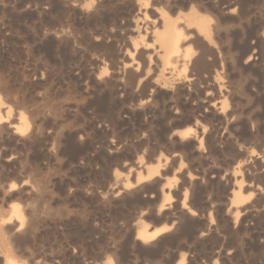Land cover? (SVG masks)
<instances>
[{
	"label": "rangeland",
	"instance_id": "obj_1",
	"mask_svg": "<svg viewBox=\"0 0 264 264\" xmlns=\"http://www.w3.org/2000/svg\"><path fill=\"white\" fill-rule=\"evenodd\" d=\"M36 1L37 0L35 1L34 0H0V31H1L0 32V82H1L0 110L3 114L4 113L6 114L9 109L10 112L13 110L9 115V119L3 122L2 123L3 125L2 124L0 125V133L1 131H3L0 135V139H2L0 140L1 142L0 144L1 145L3 144L2 146H0V159H1L0 161V264H5V260L7 259L13 260L16 264H100V263L103 264L110 259L112 261L114 260L113 261L114 264L115 263L116 264H175L176 261L182 255L185 257V264H264V198L263 200L261 199V201L258 202L259 204H257L256 207L257 209H255L256 210L255 212L254 211L251 213L242 212L240 214L241 217L238 216L237 219H235L233 215H229L227 212L229 206L228 200L230 199L227 197H230V192H231L230 189L232 186V180L228 179V177L229 175L232 174L233 168L236 166V163L242 161L239 159H243L242 157H239L238 152L239 153L248 152V151L250 152V150L252 149L251 153L253 154V156L255 153L257 154V155L255 154L256 155L254 156L255 158L252 156V157H248L247 161L245 159V163L249 161L247 164L248 166L251 167H249V169H245L239 172V174L243 179L244 183L247 182V184L251 185V187L254 189L257 188L260 189L262 187L260 190L261 191L264 190V185H263L264 163L261 164V162L264 161V141H262L264 140V0H183V1L180 0V2L177 0H164L165 4L163 0L162 2H160L159 0H154L156 2L158 1L160 2L159 4L157 3L158 7L160 8L162 7L164 11L169 12L172 9L173 13L171 10L170 14L172 15L173 18L177 17L178 15L185 16L188 14L187 12L194 11L199 15L201 14V16L206 17L210 25V37L207 38L208 41H206L205 39V42L201 41L203 36L199 35L195 31V29L193 28L190 29L191 31L190 34L193 32L192 33L193 35L191 34V36L192 38H195V40L189 38L191 40H188V42L185 43L183 47V49L188 50L189 52V57H186V59H189L185 69L186 71L183 70L184 68L181 66V64H178L177 66L178 68H176V70L173 72L172 77L167 81L166 84L162 83L161 80L157 82L155 91L154 89L147 88L144 85L145 84L144 81L146 80L148 81V79L149 80L156 79L157 76L159 75V72L158 70H156V67L155 65H153V63H151L149 67H145L146 69L144 68L142 70L143 78H145V80L141 81L140 83H138V81H135L133 85L130 84V82L128 83V81L130 80L129 77L131 78L133 76L134 73L133 70L131 69V71L126 72V70L129 69H125L124 71L123 59L119 58L117 60H114L110 56V54H112V50L114 52L121 51V53H124L126 49H130L128 43L126 42L124 43V41L122 40L124 33L126 32L125 30L132 27L133 25L132 21L135 20V18L133 17H135L136 14L135 11H132L133 10L132 6L128 2V0H123V1L122 0H116V1L114 0L111 1L110 0H104V1L103 0H63V1L54 0L55 2L53 0H38L39 2ZM154 1L152 0V2ZM90 3L92 6L93 5L96 6L95 7L96 9L90 6ZM112 5H114V10L112 8L113 7ZM173 5H175L176 7ZM120 6L122 7L124 6L125 8H122ZM64 7H66V9ZM77 7L80 9H78ZM115 8H117L116 11L119 12L118 14L117 12L116 14H114ZM82 10L84 12H81ZM122 11L124 12L122 13ZM89 12L92 13L90 14ZM150 12L151 11L148 9V14H149V15L147 14L148 17L152 16V12L151 13ZM202 12H204L205 15ZM92 14H94L95 16L98 15V18L100 19L102 17L101 21L99 22L98 20L100 19H98ZM101 14H105L106 16ZM127 14H128L127 17L128 18L130 17L131 22L128 21L129 19L128 20L126 19L127 17L125 15ZM66 15L69 16L68 18L69 20L66 19ZM82 15L84 16L82 17ZM107 15L108 16L110 15V17L107 18ZM124 16L125 18L123 19L122 17ZM80 17L82 18V20L79 19ZM92 17L94 18V20H92ZM103 18L106 20V22L103 21ZM77 19L82 21V23L80 24V22ZM85 19L86 21L88 19V23L84 22ZM114 20L116 21V23ZM93 21L96 23L95 25ZM83 22L86 25H84ZM51 23L53 25H51ZM97 23L99 24L102 23V24L97 26L98 25ZM128 24H130L131 26L128 27ZM74 25L76 27L78 25L79 28L77 27L76 29ZM92 25L93 28L95 29L94 31L93 28H91ZM216 25L218 27L217 29H219L220 27L222 30L224 29L223 33H221L222 32L221 29L217 30L216 28H212V27H216ZM87 26H89L90 28ZM123 27L126 29H124ZM80 28L82 29L80 30ZM83 28H85L86 31H84ZM79 31H81L82 34H80L81 32ZM108 31L110 33H108ZM97 32L98 34H102V33L103 34L100 36L94 35L97 34ZM104 32L106 34L108 33V35H106ZM216 32L218 34H216ZM60 33H64V35ZM84 33L86 34L90 33V35L87 34L88 40H86L87 37L85 36L86 34ZM113 33H115L116 37L114 36ZM111 34L114 38H111L112 36H109ZM213 35L216 36L212 37ZM80 36L81 37L83 36L84 39L83 37L81 38ZM89 36L92 37L90 38ZM108 37L111 39L109 40ZM61 38L62 41H59L61 40ZM76 38L79 39L77 40ZM198 38L200 41L198 40ZM91 39H92V43L90 42ZM116 39H118V41H116ZM80 41L81 43H79ZM98 41L101 42L102 44L99 43ZM111 41H113V44ZM89 43L92 45H90ZM210 43L212 47H210L211 46ZM111 44H112V48H111ZM157 46L158 44H156V47ZM196 46H198L197 48L199 50L196 48ZM215 46L217 49L214 48L215 51H213L214 50L213 47ZM102 47L103 48L107 47V50L103 49ZM200 47L203 48L200 49ZM195 48L197 50H194ZM206 48L207 50H205ZM148 52L151 51L149 50ZM202 52L204 53V56L206 55L205 57L203 56ZM215 52L217 53V55L214 54ZM200 54L202 57L200 56ZM213 54L214 56L215 55L217 56L215 57L217 58V60L213 61L214 59ZM102 55L103 57L105 55L106 56L103 58L101 57ZM195 55L198 56V58L197 57L194 58ZM135 59L139 62L142 61L141 60L142 57L140 55H137ZM153 59H155L156 61L155 62L153 60L154 64L157 63L158 60L159 62L162 61L161 55L154 57ZM191 60L192 63H190ZM103 61H107V62H103ZM113 61L117 64H114ZM194 61L195 62L198 61L196 62V64H198L197 67L196 64L193 65V63H195ZM207 61L209 62L212 61L213 63L212 62L207 63ZM103 63L106 64L104 65ZM191 65H193V67ZM104 66H106L105 67L106 71L103 70ZM119 66L123 70L119 68ZM116 68L120 70H117ZM150 68L151 69L155 68V69L151 70ZM114 70L115 71L117 70L116 71L117 73ZM196 70L198 71L197 75H195ZM113 73L114 74L116 73L115 75L118 74V76L120 73L121 77L123 73L124 75L122 78L126 82L123 81V79L120 77L117 76L116 78L113 77L112 76ZM186 74L190 77L186 76ZM108 75L109 76L111 75L109 77L110 79L111 78L114 79V80L111 79L112 82L114 81L113 83L111 82V80H109ZM196 78L198 81L196 80ZM222 79L224 82L221 81ZM184 80H185V90L181 88V82ZM147 81H146V85L148 84ZM190 81L194 83L192 84V86L190 85L191 83ZM142 82L144 83L143 86H142ZM210 82H212L211 84L213 85L212 87H209L207 85L210 84ZM108 83L110 86L108 85ZM119 83L122 84L124 83L129 87L132 86L131 88H133V90L125 86L124 84L122 85ZM3 85H6V87L5 86L3 87ZM140 85L142 86L141 88L143 89V91H145V93L147 94V96L144 98L141 96L143 92L139 90ZM120 86L124 88H121ZM190 86L191 88L195 86L193 89L194 91L190 88ZM106 87L109 90L106 89ZM174 87L176 89H174ZM222 87L224 90L226 89L227 92L226 90L224 91ZM2 88L4 89L1 90ZM209 88L210 90H212L211 92ZM220 88L223 92L220 90ZM144 89H148V90H144ZM198 89L204 92L201 93L200 90ZM175 90L178 91L176 92ZM179 90L182 93L179 94ZM213 90L215 92L220 90L225 100H227L226 101L228 104L227 110L224 113L213 116V112H210L209 108H206L207 109L206 110L203 107V109L201 110L202 112H199V114L196 113L197 117L195 120L198 122L197 124L199 125V127L200 126L202 127V128L200 127V129L201 130L203 129L204 132L207 134L206 135L205 133H203L202 135L204 136L203 137L204 145H206L205 144L206 141H210L211 143L217 142L216 145L218 146V150L220 154L223 153L225 156L223 154L222 157L220 154L215 155V160L217 158L215 162V160H213L214 155H210L209 156L210 158L208 157V159L205 161L206 163L197 162L196 161L197 158H195L197 157L196 154H193L194 152L191 151V149L194 146V142L189 140L181 141L177 136L171 135V130L181 131L185 127L191 126L193 124L192 121L191 123L181 124L180 128H178L179 126H175L178 123V121L179 123H183L184 122L183 119H185V117L181 118L180 114H176V115L173 114L175 112V106L173 102L177 96H181V100L183 104L190 106V103L191 105H193L194 103H196V101H202L206 93H214ZM150 92H153V95ZM187 94H191L192 98L187 99L188 97ZM237 94H239V96ZM4 95H6V97ZM150 95H152V97ZM124 96L125 98L123 99ZM226 96L230 99V101H228ZM131 97L136 101L132 100ZM165 97H167L169 100ZM145 98L149 99V102L146 104H142L141 106L139 103L141 100H146ZM152 99H154V101H152L154 104L150 103V100ZM7 100H9V102ZM27 100L28 103H26ZM45 102L48 103L46 104ZM61 102L64 103L61 104ZM228 102H230V104L234 103L233 109H235L234 111L238 113V114L235 113L236 116L233 115L232 118L230 116H227V113L233 110L232 108H230L232 106H230ZM13 104L15 105V108H13L14 106ZM17 105L19 107H17L16 109ZM54 105L56 108L53 107ZM10 106L12 107L10 108ZM20 106L23 107L21 108ZM20 108L24 110V113L23 112L21 113L27 115L26 116L27 122H29V119L33 120L34 122L30 121L31 124L30 125L28 124L29 128L27 129V131H24L19 135V134L11 133L13 129L12 128L9 129L10 126L9 124L15 122L14 119L17 118L16 117V115H18L17 113L22 111L20 110ZM31 108L33 111L35 110V113L37 111V114L34 113L33 115V111L31 110ZM154 108L160 110L155 111V114H153L152 111L150 110H155ZM241 108H243V113L242 111H240ZM49 109L51 112L47 111ZM53 109L55 111L52 112ZM133 109L134 110L136 109L137 111L136 110L131 111ZM161 109L163 112L165 111L166 112L165 113L161 112ZM238 110L239 112H241L240 115ZM15 111H17V113ZM39 111H41V113ZM208 111L210 114L208 113ZM50 113L51 114L54 113V114L52 116H48L50 115ZM167 114L169 115L167 116ZM164 115L166 116V118ZM171 115L173 116L175 115V116L174 117L172 116L173 118L171 117L172 118L171 119L169 118ZM237 115H239L240 117H238ZM241 115L243 117H241ZM28 116L30 118H28ZM53 116H55L56 118ZM200 117L203 122L199 119ZM221 117L223 119L226 117L225 120H228L226 121L228 122V124L226 123V125H224L223 123L224 121L223 119H221ZM234 117L236 119H234ZM159 118L161 120H159ZM168 118L171 120H169ZM219 120L223 123L222 126L220 125ZM230 120L231 121L234 120V121L230 122ZM161 121L162 124H160ZM207 123L208 126L206 125ZM167 124H169L170 127L167 126ZM217 124H219V126ZM173 126H175L176 128L175 127L171 128ZM226 126L228 129L226 128ZM241 126L242 127L244 126V129ZM221 127L222 129L223 128L224 129L222 130ZM210 128L212 129L214 128L213 130H215L216 132L210 131L212 130ZM33 129L34 130L38 129V130L33 131ZM159 129L160 130L164 129V130L162 132V130L160 131ZM207 129L209 132L207 131ZM157 130L160 131L159 134ZM165 130L166 132H164ZM167 130L170 131L168 132ZM217 130L218 131L220 130L219 131L220 133ZM8 133H10L12 136ZM26 133L29 137L26 135ZM210 133L212 137H210ZM219 134L220 136H218ZM2 135L4 136L1 137ZM6 135L8 138L6 137ZM18 135L20 138L18 137ZM159 135L161 137H159ZM225 135H227V138ZM22 136L25 137L22 139L21 138ZM15 138L18 139L16 140ZM223 139L224 140L226 139V141H222L221 143V140ZM22 141L23 142L26 141V142L23 143ZM166 141L167 144L165 145ZM247 141H248V145H247ZM156 143L159 144L157 145ZM249 143L251 144L250 146ZM112 144H113V148H111ZM141 144H143L142 147ZM144 146L147 147L148 150ZM155 146L157 147V149L155 148ZM226 146L231 148L234 146V148L231 149V148H227ZM184 147L186 150L183 149ZM238 147H242V149ZM129 150H131V152ZM233 150L236 151L234 152ZM146 152L148 154H146ZM227 152L228 153L234 152V154L233 153L228 154ZM129 153L130 155L128 156ZM149 153H151L152 156L149 155ZM153 153L155 156L153 155ZM163 153L165 154L163 155ZM190 153L191 156H189ZM132 154L133 155L135 154L134 157ZM143 154H145L144 157L146 158L148 157V158H152L153 160H156L159 157L162 161L159 167L156 165L155 161L152 160L153 162H151V167L159 168L160 178L158 177L157 179L150 180L142 184L144 189L148 191L151 190L154 192L155 189V191L157 190L158 192L160 188V184H165L167 182H172L171 186L173 185V187H176V185L179 184L181 172H189L191 175L196 174L197 176H199V179L197 180L198 184H195L196 186L198 185L197 188H195L196 187L195 185L194 188H192L194 190L193 192H195L196 195L193 197L195 200H193L192 198V205H191V208L193 210L196 209L195 212L197 219L195 218V215L191 217L190 215L185 214L179 217L180 220H182L179 221L178 218L179 215L177 213V210H175L174 203H172L171 205V207H173L174 205L173 208L170 207L169 208L170 210L169 209L164 210L165 213L163 211L159 213V216L161 217H157L155 215L154 216L149 215L147 213L148 210L151 208L152 204L157 205L158 204L157 200H159V199L149 198L151 195L149 192L141 193L143 195L140 194V197L138 199L139 201H136L135 199L132 198L127 203L117 198L119 200L116 199L115 202L111 204V199H110L111 195L108 189H110L111 179L114 171L115 170L120 171L119 166H122L124 164L128 166L130 164L129 162L130 160L132 161V164L130 165H133L137 160L140 159V157L144 158ZM174 154L175 155L177 154L179 157L173 159L172 156ZM217 156L218 157L220 156L221 158L219 159ZM125 157L127 158V161ZM146 158L144 159L146 160ZM229 158L231 159L233 158L232 161ZM257 158L259 162L256 160ZM260 158L261 160H259ZM163 159L165 160L164 162ZM221 159H223V161ZM208 160H211L212 163L213 162L214 163L212 164L211 161ZM229 160L231 161L230 164H229ZM163 163L164 164L166 163L165 164L166 166ZM114 164L116 166L118 165L117 167L119 168H117ZM252 164L255 165L256 167L255 166L253 167ZM206 165H209V167L212 166L213 170L218 169L217 171H220L218 173L221 175H218L217 171L216 172L214 171L215 173L214 172L209 173V169H208L209 167ZM220 165L222 166V168L219 169V167H221ZM191 166L194 167L195 169L192 168ZM179 167L181 169H179ZM223 167H225V169ZM182 168L184 169V171L182 170ZM198 168L200 169L202 168V170ZM205 168L207 169L204 170ZM162 170L165 172H163ZM221 170L224 171H222L221 173ZM252 172L253 175L254 176L256 175L255 177L259 179V182L255 177H253ZM217 175L219 176V178ZM250 175H252L251 178L249 177ZM207 176L209 177V179H207L208 178ZM260 176H261V180H260ZM247 177L249 182L246 181ZM215 178L218 180V182H216L217 180ZM203 179L205 180V182H203L204 181ZM226 179H228L230 183ZM253 179H255L256 181L255 180L253 181ZM23 182L25 183V185H27V187L25 185H23L22 187L21 184ZM11 184H15L16 186L15 190L10 189ZM215 184L218 185V186L216 185V188L214 186ZM36 187L37 189H39V187L42 188V189L40 188V192L39 190L36 191ZM208 188H210V190L212 189L213 191L211 190L209 192ZM32 189L33 192L30 191ZM205 189L207 190V194ZM215 190L216 192H218V194L216 192L214 193ZM224 190L226 191L230 190V192L227 191L229 195ZM221 192L224 194H222ZM144 195H146V197L147 196L149 197L146 198ZM216 197L218 200L216 199ZM211 198H214V200ZM255 198H257V196H254V199L252 201H254ZM148 199L150 200L148 201ZM219 199H221V204H219L220 203ZM223 200L228 202H225ZM132 201L134 202L132 203ZM141 202L142 205L140 206ZM10 203L17 204L23 214V224L21 225V227H19L18 224H16L17 226L13 224L14 226H16L17 229H15V227L12 226V223L14 222H12L11 225L7 222L8 226L6 224L7 221L6 218L8 217L7 215H9ZM138 204L141 210L140 209L138 210ZM216 204L219 205V207ZM31 205H33L34 207H31ZM220 205H222V207ZM131 206L133 209L131 208ZM143 208L145 209L144 212H143ZM219 208H221V211L219 210L217 212ZM114 209L115 212L113 211ZM119 211L122 212L120 213ZM213 211L214 213L215 212L216 213L215 214L212 213ZM29 212L30 213L33 212L34 214L33 213L30 214ZM142 212L145 214L144 215L141 214ZM33 215H36V218ZM166 216L167 217L170 216V217L168 220H163L164 222V223L162 222L163 224L166 225L168 224L167 226H169V224L172 223V221L174 222V224L178 222L176 223V226L173 224L174 228L172 226V228L168 230L169 233L167 232L161 237H159L156 240L157 242L154 241L149 244L141 245L142 243L134 240V227L132 226L137 221L146 220L147 222L149 218V220H153L154 222L155 221L154 219L157 218L165 219ZM209 217L212 218L213 224H211L209 227L211 228V230L208 231L209 233H207V235L205 236H202L203 238L206 237L205 239H203L202 237H200L201 232L204 228V225L202 223L204 224L208 223L209 220L207 219H210ZM213 218L216 219L217 221L214 220ZM219 218H221L222 220ZM125 222L127 224H125ZM148 222H152V221H148ZM184 222H186V224ZM200 223L202 224V226ZM183 224H185L184 227ZM180 225H182L181 231H179ZM156 226H159V224H157ZM189 226L191 227L189 228ZM170 231H175V232L170 233ZM208 235L209 237H207ZM117 243L118 245L117 247H115L116 246L115 244ZM156 243H158L157 246ZM114 247L117 249H115Z\"/></svg>",
	"mask_w": 264,
	"mask_h": 264
},
{
	"label": "bare ground",
	"instance_id": "obj_2",
	"mask_svg": "<svg viewBox=\"0 0 264 264\" xmlns=\"http://www.w3.org/2000/svg\"><path fill=\"white\" fill-rule=\"evenodd\" d=\"M35 1V0H34ZM54 1V0H53ZM52 1V2H53ZM61 1H63V0H61ZM104 1V0H103ZM111 1V0H110ZM110 1H109V3H110ZM114 1H116V0H114ZM123 1V0H122ZM154 1V0H153ZM160 2H162V0H159ZM156 2V1H154V2H152V0H128V2L130 3V5L132 6V11H135V17H133V18H135V20L134 21H132V23H133V25H132V27H130V28H128L129 26H131L130 24H128V29H126V28H124V29H126L125 31V33H124V36H123V41H124V43L126 42V43H128V46L130 47V49H126L125 50V52L124 53H121V51H117V52H114L113 50H112V54H110V56L114 59V60H117V59H119V58H122L123 59V67H124V71H125V69H129V70H126V72L127 71H131V69L133 70V76L130 74V73H132V72H130L129 74L132 76L131 78L129 77V81H128V79H127V81H128V83L130 82V84H133V83H135V81H138V83H140L141 81H143V80H145V78H143V73H142V70L145 68V67H149V65L151 64V63H153V65H155V67H156V70H158V72H159V75L157 76V75H155V76H157V78L156 79H151V80H149L148 79V84L146 85V81H144V83L142 82V86H143V84L147 87V88H151V89H154V91H155V89H156V85H157V82H159L160 80H161V82L162 83H164V84H166L167 83V81L172 77V75H173V72L176 70V68H178L177 66H178V64H181V66L184 68L183 70H185L186 69V66H187V63H188V60L189 59H186V57H189V52H188V50H185V49H183V47H184V45H185V43H187L188 42V40H191V39H189V38H192V36H191V34L193 33H191L190 34V29L191 28H193V29H195V31L199 34V35H201V36H203L202 37V40L201 41H204L205 42V39H206V41H208V37H210V25H209V21L206 19V17H203V16H201V14L199 15L198 13H196V12H194V11H190V12H187L188 14L187 15H185V16H177V17H175V18H173L172 17V15L170 14L171 13V10L168 12H166V11H164L163 9H162V7L160 8V7H158V4L160 3V2ZM164 1V0H163ZM177 1H179L180 2V0H177ZM183 1V0H182ZM36 2H39L38 0L36 1ZM55 2V1H54ZM92 2H94V1H92ZM95 2H97V1H95ZM120 2V1H119ZM65 3V2H64ZM69 3V2H68ZM103 3V2H102ZM109 3H107V4H109ZM112 3H113V1H112ZM115 3V2H114ZM121 3V2H120ZM119 3V4H120ZM129 3H126V4H129ZM158 3V4H157ZM176 3V2H175ZM44 4H46V3H44ZM93 4V3H92ZM97 4V3H96ZM104 4H105V2H104ZM116 4V3H115ZM164 4H165V1H164ZM168 4V3H167ZM179 4H182V3H179ZM62 5H64V4H62ZM66 5H68V4H66ZM162 5H163V3H162ZM184 5V4H183ZM188 5V4H187ZM53 6V5H52ZM84 6V5H83ZM90 6H92L91 5V3H90ZM98 6H99V3H98ZM98 6H97V8H98ZM101 6H104V5H101ZM106 6V5H105ZM113 7V10H114V5H112ZM117 6V5H116ZM119 6V5H118ZM125 6V5H124ZM122 7V6H120V7H122V8H125V7ZM127 6V5H126ZM167 6V5H166ZM173 6H175V5H173ZM67 7V6H66ZM66 7H64L65 9H66ZM87 7V6H86ZM92 7H94V9H96L95 7L96 6H92ZM107 7V6H106ZM176 7V6H175ZM184 7V6H183ZM182 7V8H183ZM54 8V7H53ZM60 8V7H59ZM78 8V7H77ZM82 8V7H81ZM185 8V7H184ZM197 8V7H196ZM64 9V10H65ZM78 9H80V8H78ZM84 9V8H83ZM88 9V8H87ZM110 9V8H109ZM116 9L117 8H115V13L114 14H116V12H117V14L119 13L118 11H116ZM127 9V8H126ZM148 9L152 12V16L151 17H148ZM167 9H168V7H167ZM178 9V8H177ZM201 9V8H200ZM44 10V9H43ZM51 10V9H50ZM54 10V9H53ZM63 10V11H64ZM72 10V9H71ZM76 10V9H75ZM74 10V11H75ZM100 10V9H99ZM123 10V9H122ZM182 10H184V9H182ZM198 10V9H197ZM49 11V10H48ZM77 11V10H76ZM85 11H86V9H85ZM90 11V10H89ZM108 11V10H107ZM121 11V10H120ZM176 11V10H175ZM179 11H181V10H179ZM199 11V10H198ZM44 12V11H43ZM61 12H62V10H61ZM60 12V13H61ZM80 12V11H79ZM81 12H84L83 10L81 11ZM124 11H122V13H123ZM150 12V13H151ZM185 12V11H184ZM204 12H206V11H204ZM204 12H202L203 14H204ZM48 13V12H47ZM64 13H66V12H64ZM90 13V12H89ZM92 13V12H91ZM90 13V14H91ZM96 13H99V12H96ZM104 13V12H103ZM129 13H131V12H129ZM172 13H173V10H172ZM52 14V13H51ZM89 14V15H90ZM121 14V13H120ZM125 14H126V12H125ZM133 14H134V12H133ZM148 14V15H147ZM175 14V13H174ZM185 14V13H184ZM207 14V13H206ZM53 15V14H52ZM60 15V14H59ZM74 15V14H73ZM92 15H94V14H92ZM101 15H105V14H101ZM122 15V14H121ZM124 15V14H123ZM151 15V14H150ZM205 15V14H204ZM54 16V15H53ZM52 16V17H53ZM71 16V15H70ZM84 15H82V17H83ZM86 16V15H85ZM95 16V15H94ZM106 16V15H105ZM116 16V15H115ZM118 16H120V15H118ZM126 17L128 16V14L127 15H125ZM125 16L124 17H122L123 19L125 18ZM129 16H130V14H129ZM133 16V15H132ZM174 16V15H173ZM73 17V16H72ZM95 17H97L98 18V15L97 16H95ZM108 17H110V15L108 16L107 15V18ZM112 17V16H111ZM69 18V16H67L66 15V19H68ZM86 18V17H85ZM208 18V17H207ZM79 19H81L82 20V18L80 17ZM98 19H100V18H98ZM101 19H102V17H101ZM101 19L100 20H98L99 22L101 21ZM128 21H130V17L128 18H126ZM209 19V18H208ZM69 20V19H68ZM74 20V19H73ZM72 20V21H73ZM78 20V19H77ZM91 20V19H90ZM92 20H94V18L92 17ZM120 20V19H119ZM118 20V21H119ZM71 21V22H72ZM79 22H80V24L82 23V21H80V20H78ZM96 21V20H95ZM103 21L104 22H106V20L103 18ZM112 21V20H111ZM110 21V22H111ZM115 21V20H114ZM117 21V22H118ZM212 21V20H211ZM78 22V23H79ZM84 22H87L88 23V19H87V21H86V19H85V21ZM83 22V23H84ZM91 22V21H90ZM94 22V21H93ZM92 22V23H93ZM113 22V21H112ZM123 22V21H122ZM131 22V21H130ZM221 22V21H220ZM115 23H116V21H115ZM114 23V24H115ZM126 23V22H125ZM129 23V22H128ZM213 23V22H212ZM215 23V22H214ZM67 24H69V23H67ZM91 24V23H90ZM90 24H89V26H90ZM96 23L94 22V25H95ZM98 25L97 26H99L100 24H102V23H97ZM112 24V23H111ZM216 24V23H215ZM51 25H53L52 23H51ZM55 25V24H54ZM57 25V24H56ZM64 25V24H63ZM84 25H86L85 23H84ZM83 25V26H84ZM106 25H109V24H106ZM213 25V24H212ZM73 26V25H72ZM75 26V25H74ZM81 26V25H80ZM89 26H87V27H89ZM119 26V25H118ZM127 26V25H126ZM62 27H64V26H62ZM65 27H67V26H65ZM71 27V26H70ZM76 27V26H75ZM77 27L79 28V26L77 25ZM77 27H76V29H77ZM82 27V26H81ZM85 27V26H84ZM94 27H96V26H94ZM101 27H104V26H101ZM113 27V26H112ZM115 27H116V25H115ZM58 28V27H57ZM68 28H69V26H68ZM90 28V27H89ZM91 28H93V25H92V27ZM118 28H120V27H118ZM122 28V27H121ZM212 28H218L217 27V25H216V27H212ZM211 28V29H212ZM47 29V28H46ZM51 29H53V28H51ZM82 28H80V30H81ZM84 29V31H86L85 30V28H83ZM87 29V28H86ZM98 29V28H97ZM102 29V28H101ZM215 29V30H216ZM219 29H221V27L219 28ZM219 29H217V30H219ZM75 30V29H74ZM89 30V29H88ZM95 29L93 28V31H94ZM114 30V29H113ZM116 30V29H115ZM189 30V31H188ZM213 30V29H212ZM211 30V31H212ZM216 30V31H217ZM224 30V29H223ZM223 30L221 29V33H223ZM58 31V30H57ZM76 31V30H75ZM98 31V30H97ZM99 31H100V29H99ZM98 31V32H99ZM106 31V30H105ZM117 31V30H116ZM187 32V33H185V32ZM1 32V31H0ZM56 32V31H55ZM79 32H81V31H79ZM98 32H97V34H94V35H102V34H98ZM124 32V31H123ZM189 32V33H188ZM214 32V31H213ZM218 32V31H217ZM216 32V34H218ZM2 33H4V32H2ZM95 33V32H94ZM105 33V32H104ZM108 33H110L109 31H108ZM108 33L106 34V35H108ZM120 33V32H119ZM122 33V32H121ZM60 34H62V35H64V33H60ZM80 34H82V32L80 33ZM84 34H86V33H84ZM88 34V33H87ZM87 34L85 35L86 37H87ZM93 34V33H92ZM114 34V36H115V33H113ZM195 34V33H194ZM88 35H90V33L88 34ZM117 35V34H116ZM193 35V34H192ZM2 36V35H1ZM4 36V35H3ZM66 36V35H65ZM109 36H112V34L111 35H109ZM191 36V37H190ZM198 36V35H197ZM216 36V35H215ZM214 35L212 36V37H215ZM219 36V35H218ZM217 36V37H218ZM222 36V35H221ZM220 36V37H221ZM61 37V36H60ZM70 37V36H69ZM81 37V36H80ZM83 37V36H82ZM81 37V38H82ZM90 37V36H89ZM92 37V36H91ZM90 37V38H91ZM103 37H105V36H103ZM116 37V36H115ZM118 37V36H117ZM194 37V36H193ZM216 37V38H217ZM50 38V37H49ZM71 38V37H70ZM80 38V39H81ZM109 38V37H108ZM111 38H114L113 36L111 37ZM111 38H109V40L111 39ZM121 38V37H120ZM119 38V39H120ZM77 40L79 39V38H76ZM83 39H84V37H83ZM97 39H99V38H97ZM192 39H194L195 40V38H192ZM218 39V38H217ZM82 40V39H81ZM86 40H88V37H87V39ZM107 40V39H106ZM121 40V39H120ZM119 40V41H120ZM198 40H199V38H198ZM198 40H196V41H198ZM210 40V39H209ZM6 41V40H5ZM59 41H62V38H61V40H59ZM66 41H67V39H66ZM73 41V40H72ZM116 41H118V39H116ZM200 41V40H199ZM211 41V40H210ZM58 42V41H57ZM65 42V41H64ZM87 42V41H86ZM89 42V41H88ZM90 42L92 43V39L90 40ZM97 42V41H96ZM99 42V41H98ZM102 42H105V41H102ZM112 42V44H113V41H111ZM110 42V43H111ZM212 42H214V41H212ZM44 43V42H43ZM76 43H77V41H76ZM79 43H81V41L79 42ZM93 43H94V41H93ZM99 43H101V42H99ZM98 43V44H99ZM109 43V42H108ZM115 43H117V42H115ZM90 44V43H89ZM97 44V45H98ZM102 44V43H101ZM104 44V43H103ZM106 44V43H105ZM112 44H111V48H112ZM156 44H158V46L156 47ZM44 45V44H43ZM58 45V44H57ZM70 45V44H69ZM85 45V44H84ZM90 45H92V44H90ZM96 45V44H95ZM94 45V46H95ZM100 45V44H99ZM98 45V46H99ZM108 45V44H107ZM106 45V46H107ZM192 45V44H191ZM197 45V44H196ZM207 45V44H206ZM210 45H211V43H210ZM209 45V46H210ZM216 45V44H215ZM71 46V45H70ZM89 46V45H88ZM87 46V47H88ZM93 46V47H94ZM115 46V45H114ZM126 46V45H125ZM200 46V45H199ZM208 46V45H207ZM206 46V47H207ZM213 46H214V43H213ZM72 47V46H71ZM92 47V46H91ZM101 47V46H100ZM103 47H104V45H103ZM102 47V48H103ZM108 47V46H107ZM107 47L106 48H103V49H105V50H107ZM123 47V46H122ZM188 47V46H187ZM192 47V46H191ZM198 46H196V48H197ZM210 47H212V45L210 46ZM53 48V47H52ZM61 48V47H60ZM110 48V47H109ZM113 48H116V47H113ZM194 48V47H193ZM194 49V50H197V49ZM201 48H203V47H200V49ZM214 48H216V46L215 47H213V49ZM89 49V48H88ZM102 49V50H103ZM217 49V48H216ZM45 50H46V48H45ZM95 50V49H94ZM115 50V49H114ZM118 50H119V48H118ZM121 50V49H120ZM123 50V49H122ZM144 51V52H142V51ZM151 51V52H148V51ZM199 50V49H198ZM204 50V49H203ZM205 50H207V48L205 49ZM210 50V49H209ZM208 50V51H209ZM211 50H212V48H211ZM219 50V49H218ZM58 51V50H57ZM104 51V50H103ZM200 51H202V50H200ZM213 51H215V49L213 50ZM101 52V51H100ZM110 52V51H109ZM114 52V53H113ZM216 52H219V51H216ZM214 53V54H216L217 55V53ZM51 53V52H50ZM95 53V52H94ZM195 53V52H194ZM203 53V52H202ZM210 53H213V52H210ZM100 54H103V53H100ZM100 54H99V56H100ZM214 54H213V56H214ZM137 55H140L141 57H142V61L141 62H139V61H137L136 59H135V57L137 56ZM161 55V57H162V61L161 62H159V60H158V62L157 63H155L154 64V62H153V60L155 61V59H153L154 57H157V56H160ZM214 56V59H213V57H212V59H213V61L214 60H217V58H215V57H217V56ZM220 55H221V53H220ZM106 56V55H105ZM104 56V57H105ZM108 56H109V53H108ZM192 56V55H191ZM200 56H201V54H200ZM199 56V57H200ZM203 56H204V53H203ZM206 56V55H205ZM204 56V57H205ZM218 56H219V54H218ZM94 57V56H93ZM101 57H103V55L101 56ZM100 57V58H101ZM103 57V58H104ZM110 57V58H111ZM198 58V56H196L195 55V57L194 58ZM202 57V56H201ZM200 57V58H201ZM208 57V56H207ZM181 58V59H180ZM219 58V57H218ZM221 58H222V56H221ZM90 59V58H89ZM93 59V58H92ZM95 59V58H94ZM108 59V58H107ZM140 59V58H139ZM191 59V58H190ZM220 59V58H219ZM100 60V59H99ZM104 60H106V59H104ZM193 60V59H192ZM192 60H191V62L190 63H192ZM194 60H196V59H194ZM222 60V59H221ZM119 61V60H118ZM92 62V61H91ZM100 62V61H99ZM98 62V63H99ZM103 62H107V61H103ZM111 62V61H110ZM114 62V61H113ZM112 62V63H113ZM156 62V61H155ZM195 62V61H194ZM196 62H198V61H196ZM196 62L195 63H193V65L194 64H196ZM203 62V61H202ZM201 62V63H202ZM212 61H207V63H211ZM101 63V62H100ZM201 63H199V64H201ZM206 63V62H205ZM206 63V64H207ZM213 63V62H212ZM104 65L106 64V63H103ZM114 64H117V63H115L114 62ZM203 64V63H202ZM206 64H205V67H206ZM216 64V63H215ZM217 64H218V61H217ZM222 64V63H221ZM109 65H110V63H109ZM189 65V64H188ZM193 65H191L192 67H193ZM197 65L198 64H196V67H197ZM211 65H213V64H211ZM101 66V65H100ZM121 66V65H120ZM119 66V68H121ZM152 66V65H151ZM201 66V65H200ZM215 66H218V65H215ZM223 66V65H222ZM105 67L106 66H104V69L103 70H105ZM112 67V66H111ZM116 67V66H115ZM153 67V66H152ZM108 68V67H107ZM106 68V69H107ZM159 68V69H158ZM208 68V67H207ZM212 68V67H211ZM115 69V68H114ZM117 69V68H116ZM122 69V68H121ZM146 69V68H145ZM149 69V68H148ZM151 69V68H150ZM153 69H155V68H152L151 70H153ZM117 70H120V69H117ZM116 70V71H117ZM123 70V69H122ZM150 70V71H151ZM187 70H188V68H187ZM190 70H192V69H190ZM190 70H189V72H190ZM220 70V69H219ZM106 71V70H105ZM115 71V70H114ZM115 71V72H116ZM186 71V70H185ZM215 71V70H214ZM217 71V70H216ZM109 72H110V70H109ZM108 72V73H109ZM125 72V73H126ZM200 72V71H199ZM203 72V71H202ZM106 73V72H105ZM117 73V72H116ZM115 73V74H116ZM153 73V72H152ZM155 73V72H154ZM195 75H197V73H198V71L196 70L195 71ZM209 73V72H208ZM217 73V72H216ZM26 74V73H25ZM111 74V73H110ZM114 73L112 74V76L113 77H115L116 78V76L117 77H120V78H122L123 77V73H122V77H121V75H120V73H119V76H118V74L117 75H115ZM205 74V73H204ZM207 74V73H206ZM105 75H107V74H105ZM105 75H104V77H105ZM127 75V74H126ZM145 75V74H144ZM200 75H201V73H200ZM211 75V74H210ZM111 76V75H110ZM109 75H108V78L110 77ZM154 76V77H155ZM186 76H188L187 74H186ZM27 77V76H26ZM25 77V78H26ZM188 77H190V76H188ZM200 77V76H199ZM212 77V76H211ZM216 77V76H215ZM119 78V79H120ZM148 78V77H147ZM178 78V77H177ZM181 78V77H180ZM179 78V79H180ZM197 78H198V76H197ZM197 78H196V80H197ZM201 78V77H200ZM203 78V77H202ZM213 78V77H212ZM220 78H222V77H220ZM105 79V78H104ZM112 79V78H111ZM110 78H109V80H111ZM123 79V78H122ZM125 79H126V77H125ZM173 79H175V78H173ZM192 79V78H191ZM204 79V78H203ZM216 79H218V78H216ZM29 80H30V77H29ZM112 80H114V79H112ZM112 80H111V82H112ZM182 80H183V78H182ZM190 80V79H189ZM188 80V81H189ZM194 80V79H193ZM193 80H191V81H193ZM214 80V79H213ZM33 81V80H32ZM105 81V80H104ZM106 81H108V80H106ZM123 81H125L124 79H123ZM190 81V82H191ZM198 81V80H197ZM199 81H202V80H199ZM212 81V80H211ZM221 81H223V79L221 80ZM220 81V82H221ZM114 82V81H113ZM112 82V83H113ZM126 82V81H125ZM196 82V81H195ZM217 82V81H216ZM224 82V81H223ZM107 83V82H106ZM117 83H118V81H117ZM222 83V82H221ZM4 84H6V83H4ZM29 84H30V82H29ZM32 84V83H31ZM116 84V83H115ZM119 84H122V83H119ZM124 84V83H123ZM122 84V85H123ZM192 84H194V83H190V85L192 86ZM212 84V82H210V84H207L209 87H212L213 85H211ZM219 84V83H218ZM0 85H1V82H0ZM108 85H109V83H108ZM108 85H106V86H108ZM125 85V84H124ZM129 85V84H128ZM134 85V84H133ZM6 87V85H3V87ZM28 86V85H27ZM110 86V85H109ZM113 86V85H112ZM111 86V87H112ZM125 86H127V85H125ZM141 85H140V88L142 87ZM180 86V85H179ZM191 86H190V88H191ZM201 86V85H200ZM217 86V85H216ZM224 86V85H223ZM121 87V86H120ZM127 87H129V86H127ZM132 87V86H131ZM131 87H129V88H131ZM178 87V86H177ZM195 87V86H194ZM194 87L193 88H191L192 90L194 89ZM203 87V86H202ZM0 88H1V86H0ZM121 88H124V87H121ZM121 88H120V90H121ZM126 88V87H125ZM139 88V90L140 91H142L143 93H142V97L144 98V97H146L147 96V94L145 93V91H143V89L141 90ZM158 88V87H157ZM181 88L182 89H184L185 90V80L184 81H182L181 82ZM189 88V89H190ZM239 88V87H238ZM237 88V89H238ZM4 88H2L1 90H3ZM106 89H108L107 87H106ZM132 90H133V88H131ZM130 89V90H131ZM174 89H176L175 87H174ZM180 89V88H179ZM196 89V88H195ZM201 89H203V88H201ZM214 89V88H213ZM215 89H216V87H215ZM222 89H223V87H222ZM240 89V88H239ZM238 89V90H239ZM109 90V89H108ZM112 90V89H111ZM117 90V89H116ZM125 90H127V89H125ZM144 90H148V89H144ZM198 90H200V89H198ZM209 90H210V88H209ZM220 90H221V88H220ZM220 90H218V91H214L213 90V92L214 93H206V95H205V97L203 98V100L202 101H196V103H194L193 105H191V103H190V106L188 105H185V104H183V102H182V100H181V96H177L175 99H174V102H173V104H174V106H175V112L173 113V114H180V117L182 118V117H185V119H183L184 120V122L183 123H179V121H178V123L175 125V124H173V125H175V126H179L178 128H180V125L181 124H186V123H191L192 121H193V124L191 125V126H188V127H185L184 129H182L181 131H172L171 130V135L172 136H177L181 141H193L194 142V146H193V148L191 149V151H193L194 153L193 154H196V156L197 157H195L193 154V156L195 157V158H197L196 159V161L197 162H204V163H206L205 161L208 159V157L210 156V155H214V159L213 160H215V155H217V154H220V152H219V150H218V146L216 145V143L217 142H215V143H211L210 141H206V145H204V143H203V137L204 136H202L203 135V133H205L204 132V130L202 129H200V127H199V125L197 124L198 122L195 120L196 119V113H198L199 114V112H202L201 110L203 109V107L206 109V108H209L210 109V112H213V116L214 115H218V114H221V113H224L226 110H227V106H228V104H227V100H225V98L223 97V95L221 94V92H220ZM224 90V89H223ZM226 90V89H225ZM224 90V91H225ZM5 91H7V90H5ZM106 91V90H105ZM159 91V90H158ZM166 91V90H165ZM176 91V90H175ZM178 91V90H177ZM176 91V92H177ZM194 91V90H193ZM212 90H210V92H211ZM222 91V90H221ZM4 92V91H3ZM2 92V93H3ZM9 92V91H8ZM119 92V91H118ZM122 92V91H121ZM125 92V91H124ZM127 92V91H126ZM147 92V91H146ZM198 92V91H197ZM196 92V93H197ZM200 92L201 93H203L202 92V90H200ZM223 92V91H222ZM226 92H227V90H226ZM240 92V91H239ZM238 92V93H239ZM113 93V92H112ZM130 93V92H129ZM132 93V92H131ZM139 93V92H138ZM141 93V92H140ZM150 93H152V95H153V92H150ZM149 93V94H150ZM161 93H162V91H161ZM180 93H182V92H180V90H179V94ZM190 93H191V91H190ZM195 93V92H194ZM4 94V93H3ZM134 94V93H133ZM148 94V95H149ZM171 94H172V92H171ZM224 94H225V92H224ZM240 94H242V93H240ZM123 95V94H122ZM138 95V94H137ZM152 95H150L151 97H152ZM163 95V94H162ZM166 95H169V94H166ZM227 95V94H226ZM238 96H239V94H237ZM5 97H6V95H4ZM107 96V95H106ZM135 96H136V94H135ZM140 96V95H139ZM186 96V95H185ZM187 99L188 98H192V96H191V94H187ZM196 96V95H195ZM200 96V95H199ZM150 97V98H151ZM158 97V96H157ZM172 97H173V95H172ZM184 97V96H183ZM201 97V96H200ZM237 97V96H236ZM240 97H241V95H240ZM107 98V97H106ZM125 98V96L123 97V99ZM130 98V97H129ZM136 98H137V96H136ZM138 98H140V97H138ZM165 98H167V97H165ZM226 98L228 99V101H230V99L226 96ZM232 98H233V96H232ZM17 99V98H16ZM67 99V98H66ZM127 99V98H126ZM131 99H132V97H131ZM146 99V98H145ZM168 99V98H167ZM6 100V99H5ZM132 100H135V99H132ZM166 100V99H165ZM169 100V99H168ZM4 101V100H3ZM8 102H9V100H7ZM131 101V100H130ZM136 101V100H135ZM134 101V102H135ZM152 101H154V99H152V100H150V103H153ZM65 102V101H64ZM64 102H61V104L62 103H64ZM126 102V101H125ZM128 102V101H127ZM149 102V99H146V100H141L140 101V105L142 106V104H146V103H148ZM232 102V101H231ZM26 103H28V100H27V102ZM42 103V102H41ZM46 103V102H45ZM48 103V102H47ZM46 103V104H47ZM166 103V102H165ZM189 103V102H188ZM229 103V105L230 106H232V107H230V108H234L233 107V104L234 103H232V104H230V102H228ZM10 104V103H9ZM43 104V103H42ZM94 104V103H93ZM98 104V103H97ZM131 104H133V103H131ZM134 104H136V103H134ZM154 104V103H153ZM161 104V103H160ZM168 104V103H167ZM14 105V104H13ZM100 105V104H99ZM103 105V104H102ZM107 105V104H106ZM50 106V105H49ZM59 106V105H58ZM166 106V105H165ZM170 106V105H169ZM8 107H9V105H8ZM12 106H10V108H11ZM17 107H19L18 105L16 106V109H17ZM21 107V106H20ZM23 107V106H22ZM21 107V108H22ZM33 107V106H32ZM53 107H55V105L53 106ZM137 107V106H136ZM158 107V106H157ZM160 107V106H159ZM163 107V106H162ZM236 107V106H235ZM238 107H239V105H238ZM13 108H15V105L13 106ZM20 108V110H22ZM39 108V107H38ZM42 108V107H41ZM40 108V109H41ZM45 108V107H44ZM51 108V107H50ZM56 108V107H55ZM143 108V107H142ZM141 108V109H142ZM173 108V107H172ZM4 109V108H3ZM15 109V110H16ZM25 109V108H24ZM39 109V110H40ZM131 109V108H130ZM146 109V108H145ZM150 109V108H149ZM155 109V108H154ZM163 109V108H162ZM162 109H161V112H163L162 111ZM169 109V108H168ZM236 109H238V108H236ZM242 109V110H241ZM240 109V111H242V113H243V108H241ZM10 110V109H9ZM7 111V113L5 114H3L2 112H1V110H0V125L3 123V122H5L7 119H9V115H10V113L13 111L12 109V111L10 112V111ZM19 110V111H20ZM31 110H32V108H31ZM30 110V111H31ZM136 110V109H135ZM134 109L133 110H131V111H135ZM159 111L160 109H155V110H150V111H152V113L153 114H155V111ZM207 110V109H206ZM235 109H233V110H231V111H229L228 113H227V116H230L231 118L233 117V115H235V113L236 114H238L237 112H235L234 111ZM33 111V110H32ZM47 111H50V109L49 110H47ZM53 111H55L54 109L52 110V112ZM137 111V110H136ZM146 111H148V110H146ZM170 111V110H169ZM16 113H17V111H15ZM21 112H23L24 113V110H22V111H20V112H18L17 114L18 115H16V119H14L15 120V122H12V123H8L10 126H9V129L10 128H12L13 130H12V132L11 133H14V134H21L22 132H24V131H27V129L29 128V126H28V124L30 125L31 124V122L30 121H33V120H30L29 119V122H27V115H24L23 113H21ZM29 112V111H28ZM40 113H41V111H39ZM42 112H44V111H42ZM51 112V111H50ZM57 112V111H56ZM166 112V111H165ZM165 112H163V113H165ZM238 112H239V110H238ZM30 113V112H29ZM34 113H35V110L33 111V115H34ZM169 113V112H168ZM208 113H209V111H208ZM240 113L241 112H239V115H240ZM15 114V113H14ZM32 114V113H31ZM35 114H37V111H36V113ZM47 114H49V113H47ZM54 114V113H53ZM53 114H51L50 113V115H48V116H52ZM60 114V113H59ZM162 114V113H161ZM171 114V113H170ZM210 114V113H209ZM32 115V116H33ZM39 115H41V114H39ZM135 115V114H134ZM144 115H146V114H144ZM159 115V114H158ZM157 115V116H158ZM169 114H167V116H168ZM174 115V116H175ZM201 115V114H200ZM203 115V114H202ZM226 115V114H225ZM225 115H223V116H225ZM239 115H237L238 117H240ZM47 116V115H46ZM45 116V117H46ZM56 116V115H55ZM55 116H53V117H55ZM137 116V115H136ZM156 116V115H155ZM160 116V115H159ZM165 116V115H164ZM173 115H171L169 118H171ZM173 116V117H174ZM204 116V115H203ZM236 116V115H235ZM42 117V116H41ZM152 117H153V115H152ZM172 117V118H173ZM202 117V116H201ZM201 117L199 118L200 120H201ZM220 117V116H219ZM237 117V118H238ZM241 117H243L242 115H241ZM14 118V117H13ZM28 118H30L29 116H28ZM56 118V117H55ZM165 118H166V116H165ZM168 118V119H169ZM171 118V119H172ZM179 118V117H178ZM209 118V117H208ZM212 118V117H211ZM218 118V117H217ZM226 118V117H225ZM225 118L223 119L222 117H221V119H223V123H224V125H226V123L228 124V122H226V121H228V120H225ZM36 119V118H35ZM153 119V118H152ZM171 119H169V120H171ZM180 119V118H179ZM219 119V118H218ZM217 119V120H218ZM220 119V120H221ZM234 119H236L235 117H234ZM244 119V118H243ZM159 120H161L160 118H159ZM163 120H165V119H163ZM175 120V119H174ZM173 120V121H174ZM203 120H205V119H203ZM216 120V121H217ZM219 120V122H220V125L222 126L223 125V123L221 122ZM242 120V119H241ZM11 121H13V120H11ZM151 121V120H150ZM158 121V120H157ZM202 121V120H201ZM208 121H210V120H208ZM207 121V122H208ZM232 121H234V120H232ZM231 120H230V122H232ZM34 122V121H33ZM46 122V121H45ZM54 122V121H53ZM167 122H169V121H167ZM171 122V121H170ZM182 122V121H181ZM203 122V121H202ZM206 122V121H205ZM219 122H217V123H219ZM236 122V121H235ZM241 122V121H240ZM50 123V122H49ZM154 123V122H153ZM160 123V122H159ZM175 123V122H174ZM211 123V122H210ZM238 123V122H237ZM34 124V123H33ZM32 124V125H33ZM157 124H158V122H157ZM160 124H162V121H161V123ZM201 124V123H200ZM241 124H243V123H241ZM3 125V124H2ZM170 125H171V123H170ZM170 125L169 124H167V126H169L170 127ZM207 126H208V123L206 124ZM218 126H219V124H217ZM230 125V124H229ZM228 125V126H229ZM240 125V124H239ZM36 126H39V125H36ZM163 126V125H162ZM175 126H173V127H171V128H174ZM203 126V125H202ZM231 126V125H230ZM237 126V125H236ZM245 126V125H244ZM244 126L242 127L243 129H244ZM4 127V126H3ZM2 127V128H3ZM6 127H8V126H6ZM149 127V126H148ZM158 127H159V125H158ZM164 127H166V126H164ZM163 127V128H164ZM211 127V126H210ZM250 127V126H249ZM176 128V127H175ZM202 128V127H201ZM209 128V127H208ZM226 128H227V126H226ZM232 128V127H231ZM251 128H252V126H251ZM166 129V128H165ZM168 129V128H167ZM210 129H212V128H210ZM214 129V128H213ZM210 130V131H215V130ZM221 129H222V127H221ZM224 129V128H223ZM222 129V130H223ZM228 129V128H227ZM3 130V129H2ZM8 130V129H7ZM30 130V129H29ZM28 130V131H29ZM38 130V129H37ZM36 129L34 130L33 129V131H37ZM151 130V129H150ZM160 130V129H159ZM162 130V132H163V130L164 129H161ZM160 130V131H161ZM201 130V131H200ZM233 130H234V128H233ZM241 130V129H240ZM10 131V130H9ZM41 131V130H40ZM158 131V130H157ZM160 131H158V134H159V132ZM168 131V130H167ZM170 131V130H169ZM168 131V132H169ZM207 131H208V129H207ZM218 131V130H217ZM220 131V130H219ZM218 131V132H219ZM227 131V130H226ZM229 131H230V129H229ZM237 131H238V129H237ZM243 131V130H242ZM253 131V130H252ZM252 131H250V132H252ZM3 131H1V133H2ZM8 132V131H7ZM30 132V131H29ZM39 132V131H38ZM154 132V131H153ZM156 132V131H155ZM164 132H166V130L164 131ZM209 132V131H208ZM207 132V133H208ZM216 132V131H215ZM225 132V131H224ZM223 132V133H224ZM1 133H0V135H1ZM40 133V132H39ZM99 133V132H98ZM101 133V132H100ZM220 133V132H219ZM249 133V132H248ZM5 134V133H4ZM8 134H10V133H8ZM30 134V133H29ZM153 134V133H152ZM166 134V133H165ZM206 134V133H205ZM231 134V133H230ZM229 134V135H230ZM11 135V134H10ZM19 135H18V137H19ZM26 135H27V133H26ZM156 135V134H155ZM161 135H162V133H161ZM167 135H168V133H167ZM207 135V134H206ZM242 135V134H241ZM251 135H252V133H251ZM254 135V134H253ZM4 135H2L1 137H3ZM12 136V135H11ZM15 136V135H14ZM28 136V135H27ZM117 136V135H116ZM218 136H220V134L218 135ZM226 136V138H227V135H225ZM238 136H239V133H238ZM249 136H250V134H249ZM6 137H7V135H6ZM5 137V138H6ZM25 137V136H24ZM23 136L21 137L22 139L24 138ZM29 137V136H28ZM31 137V136H30ZM103 137V136H102ZM105 137V136H104ZM114 137V136H113ZM146 137V136H145ZM152 137V136H151ZM154 137V136H153ZM159 137H161L160 135H159ZM162 137H163V135H162ZM210 137H212L211 136V133H210ZM234 137V136H233ZM236 137V136H235ZM241 137V136H240ZM4 138V139H5ZM8 138V137H7ZM20 138V137H19ZM27 138V137H26ZM33 138V137H32ZM31 138V139H32ZM223 138H224V135H223ZM246 138V137H245ZM244 138V139H245ZM16 139V138H15ZM18 139V138H17ZM16 139V140H17ZM141 139V138H140ZM139 139V140H140ZM151 139V138H150ZM163 139V138H162ZM204 139H206V138H204ZM213 139V138H212ZM215 139V138H214ZM242 139V138H241ZM241 139H239V140H241ZM243 139V140H244ZM0 140H2V139H0ZM25 140V139H24ZM34 140V139H33ZM38 140V139H37ZM105 140V139H104ZM164 140V139H163ZM171 140V139H170ZM231 140V139H230ZM229 140V141H230ZM247 140V139H246ZM253 140V139H252ZM20 141V140H19ZM144 141V140H143ZM165 141V140H164ZM168 141V140H167ZM167 141L165 142V145L167 144ZM222 141H226V139L224 140H221V143H222ZM228 141V140H227ZM232 141H233V139H232ZM238 141V140H237ZM262 141H264V140H262ZM262 141H260V142H262ZM5 142V141H4ZM3 142V143H4ZM23 142V141H22ZM26 142V141H25ZM25 142H23V143H25ZM106 142H107V140H106ZM112 142V141H111ZM116 142V141H115ZM122 142V141H121ZM173 142H176V141H173ZM212 142H213V140H212ZM1 143V142H0ZM30 143V142H29ZM33 143V142H32ZM141 143V142H140ZM180 143V142H179ZM190 143V142H189ZM219 143H220V141H219ZM223 143H225V142H223ZM227 143V142H226ZM232 143V142H231ZM230 143V144H231ZM242 143V142H241ZM110 144V143H109ZM118 144H119V142H118ZM157 145L159 144V143H156ZM170 144V143H169ZM184 144V143H183ZM228 144H229V142H228ZM236 144V143H235ZM3 145V144H2ZM1 144H0V146H2ZM22 145V144H21ZM147 145V144H146ZM156 145V146H157ZM173 145H174V143H173ZM176 145V144H175ZM190 145H192V144H190ZM189 145V146H190ZM219 145H221V144H219ZM223 145V144H222ZM225 145V144H224ZM242 145V144H241ZM244 145V144H243ZM247 145H248V141H247ZM246 145V146H247ZM251 144L249 143V146H250ZM262 145V144H261ZM30 146V145H29ZM140 146V145H139ZM143 146V144H141V147ZM155 146V148L157 149V147ZM178 146V145H177ZM185 146V145H184ZM245 146V147H246ZM120 147V146H119ZM140 147V148H141ZM145 147V146H144ZM169 147V146H168ZM187 147H188V145H187ZM221 147V146H220ZM223 147V146H222ZM227 148H231V147H228V146H226ZM244 147V148H245ZM252 147V146H251ZM111 148H113V144H112V146H111ZM137 148V147H136ZM139 148V149H140ZM146 149H147V147H145ZM234 148V146L231 148V149H233ZM236 148V147H235ZM238 148H241L242 149V147H238ZM255 148V147H254ZM260 148V147H259ZM120 149V148H119ZM126 149V148H125ZM178 149V148H177ZM183 149H185V147L183 148ZM207 149V150H206ZM226 149V148H225ZM230 149V150H231ZM249 149H251V148H249ZM113 150V149H112ZM148 150V149H147ZM174 150H176V149H174ZM186 150V149H185ZM247 150V149H246ZM252 150V149H251ZM251 150H250V152L248 151V152H241V153H239L238 152V154H239V157H242L243 159H239V160H242L241 162L239 161V162H237L236 163V166L233 168V172H232V174L231 175H229V177H228V179H230V180H232V186H231V192H230V190L228 191V192H230V197H227V198H230L228 201H225V200H223V201H225V202H228L229 203V206H228V209H227V212H228V214L229 215H233L234 216V218L235 219H237L238 218V216H240V214L242 213V212H244V213H251V212H255L256 210L255 209H257L256 207H257V204H259L258 202L259 201H261V199L263 200V198H264V190L263 191H261L260 189L262 188H260V189H254V188H252L251 187V185H248L247 184V182L246 183H244V181H243V179L241 178V176H240V174H239V172H241V171H243V170H245V169H249V167H251V166H248V162L247 163H245V159H246V161H247V158L248 157H252L253 156V154L251 153ZM256 150V149H255ZM259 150V149H258ZM261 150V149H260ZM119 151V150H118ZM130 152H131V150H129ZM144 151V150H143ZM146 151V150H145ZM150 151H152V150H150ZM157 151V150H156ZM161 151V150H160ZM182 151V150H181ZM189 151V150H188ZM220 151H222V150H220ZM227 151V150H226ZM234 152L236 151V150H233ZM237 151H238V149H237ZM114 152H116V151H114ZM121 152V151H120ZM127 152H128V150H127ZM148 152V151H147ZM146 152V154H148ZM164 152H166V151H164ZM173 152V151H172ZM234 152H229V153H233L234 154ZM257 152H259V151H257ZM107 153V152H106ZM139 153V152H138ZM138 153H137V155H138ZM143 153V152H142ZM171 153V152H170ZM176 153V152H175ZM228 153V152H227ZM226 153V154H227ZM228 153V154H229ZM104 154V153H103ZM140 154V153H139ZM155 154H157V153H155ZM165 153H163V155H164ZM180 154V153H179ZM223 154V153H222ZM222 154H220L221 155V157H222ZM236 154V153H235ZM256 154V153H255ZM254 154V156H256ZM259 154V153H258ZM262 154H263V151H262ZM118 155V154H117ZM130 155V153L128 154V156ZM133 155V154H132ZM131 155V156H132ZM135 155V154H134ZM134 155H133V157H134ZM149 155H151V153H149ZM153 155H154V153H153ZM162 155V156H163ZM224 155V154H223ZM145 156V154H143V157ZM152 156V155H151ZM150 156V157H151ZM155 156V155H154ZM169 156V155H168ZM189 156H191V153H190V155ZM225 156V155H224ZM253 156V157H254ZM105 157V156H104ZM121 157V156H120ZM124 157V156H123ZM158 157V156H157ZM167 157V156H166ZM176 157H179L177 154L175 155H173L172 156V158L174 159V158H176ZM218 157V156H217ZM220 156L218 157L219 159L221 158ZM235 157H236V155H235ZM126 158V157H125ZM129 158V157H128ZM135 158H136V156H135ZM144 158H146V157H144ZM144 158H142V157H140V159L139 160H137L133 165H130V164H132V161L130 160L129 162H130V164H129V162H128V164L130 165H126V164H124V165H122V166H119L120 167V171H117V170H115L114 171V173H113V175H112V179H111V184H110V189H108L109 190V193H110V195H111V204H113L114 202H115V200L117 199V198H119V199H121L122 201H124V202H129V200H131L132 198L133 199H135L136 201H139L138 199H139V197H140V194L141 193H143V192H149L151 195H150V197L149 196H147V197H149V198H151V199H159V200H157L158 201V204L157 205H155V204H152V206H151V208L149 209V208H147V209H149L148 210V214L149 215H155V216H157V217H161V216H159V213L160 212H164V210H168L170 207H171V205H172V203H174L175 204V210H177V213H178V218L180 217V216H183V215H190L191 217L192 216H194L195 215V218H196V212H195V210H193L192 208H191V205H192V198L196 195L195 194V192H193L194 190L192 189V188H194V185L195 184H198V182H197V180L199 179V176H197L196 174H195V172H194V174L196 175H191L189 172H181V174H180V181H179V184L178 185H176V187H173V185L171 186V184H172V182H167V183H165V184H160V188H159V190H158V192H157V190L155 191V189H154V192L153 191H151V190H146V189H144V187L142 186V184H144L145 182H148V181H150V180H154V179H157L158 177H159V165L161 164V159L158 157L156 160H153L152 158H146V160L144 159ZM170 158V157H169ZM189 158H192V157H189ZM210 158V157H209ZM224 158V157H223ZM238 158V157H237ZM255 158V157H254ZM263 158V157H262ZM131 159V158H130ZM172 159V160H173ZM181 159H183V158H181ZM218 159V160H219ZM231 161H232V159L231 158H229ZM122 160H124V159H122ZM155 161L156 162V165L158 166V167H151V162H153V161ZM216 160H217V158H216ZM216 160H215V162H216ZM222 161H223V159H221ZM225 160V159H224ZM229 160V164L231 163V161ZM257 161H258V158L256 159ZM255 160V161H256ZM259 160H261V158L259 159ZM0 161H1V159H0ZM114 161V160H113ZM119 161V160H118ZM120 161H121V159H120ZM126 161H127V158H126ZM165 160L163 159V162H164ZM169 161V160H168ZM171 161V160H170ZM185 161H186V159H185ZM208 161H211V160H208ZM235 161V160H234ZM109 162V161H108ZM172 162V161H171ZM177 162V161H176ZM183 162V161H182ZM218 162V161H217ZM226 162V161H225ZM259 162V161H258ZM116 163V162H115ZM170 163V162H169ZM185 163V162H184ZM210 163V162H209ZM211 163H212V161H211ZM210 163V164H211ZM214 163V162H213ZM212 163V164H213ZM222 163V162H221ZM257 163V162H256ZM255 163V164H256ZM262 163H264V161L263 162H261V164ZM117 164V163H116ZM164 164V163H163ZM166 164V163H165ZM164 164V165H165ZM188 164V163H187ZM192 164V163H191ZM197 164V163H196ZM208 164V163H207ZM251 164V163H250ZM249 164V165H250ZM254 164V163H253ZM252 164V165H253ZM115 165V164H114ZM118 165H119V163H118ZM117 165V166H118ZM120 165H121V163H120ZM163 165V166H164ZM216 165H217V163H216ZM219 165V164H218ZM223 165V164H222ZM234 165V164H233ZM258 165V164H257ZM116 166V165H115ZM116 166V167H117ZM162 166V165H161ZM166 166V165H165ZM170 166H173V165H170ZM169 166V167H170ZM175 166V165H174ZM179 166V165H178ZM185 166V165H184ZM200 166V165H199ZM206 166H208L209 167V165H206ZM221 166V165H220ZM225 166H227V165H225ZM255 165H253V167H254ZM263 166V165H262ZM111 167H114V166H111ZM119 167H117V168H119ZM192 167V166H191ZM198 167V166H197ZM256 167V166H255ZM106 168V167H105ZM110 168V167H109ZM171 168V167H170ZM192 168H194V167H192ZM203 168V167H202ZM202 168L200 169V168H198V169H200V170H202ZM220 168H222V166L221 167H219V169ZM224 169H225V167H223ZM232 168V167H231ZM163 169V168H162ZM169 169V168H168ZM177 169V168H176ZM179 169H181L180 167H179ZM195 169V168H194ZM193 169V170H194ZM207 168H205L204 170H206ZM209 169V173L210 172H216L217 170H213V167L211 166V167H209L208 168ZM261 169V168H260ZM107 170V169H106ZM164 170V169H163ZM162 170V171H163ZM182 170L184 171V169L182 168ZM192 170V171H193ZM251 170V169H250ZM253 170H254V168H253ZM195 171V170H194ZM222 171H224V170H221V173H222ZM261 171V170H260ZM111 172H113V171H111ZM163 172H165V171H163ZM170 172H171V169H170ZM204 172V171H203ZM202 172V173H203ZM214 172V173H215ZM218 172H220V171H217V174L218 175H221V174H219ZM229 172H231V171H229ZM262 172V171H261ZM162 173V172H161ZM178 173H179V171H178ZM192 173V172H191ZM198 173V172H197ZM200 173H201V171H200ZM199 173V174H200ZM205 173V172H204ZM255 173V172H254ZM263 173V172H262ZM261 173V174H262ZM176 174V173H175ZM206 174V173H205ZM245 174H247V173H245ZM250 174V173H249ZM256 174H257V172H256ZM204 175V174H203ZM217 175V176H218ZM252 175H253V172H252ZM252 175H250L249 177L251 178V176ZM264 175V174H263ZM36 176V175H35ZM177 176V175H176ZM209 176V175H208ZM207 176V177H208ZM212 176V175H211ZM245 176V175H244ZM256 176V175H255ZM254 175H253V177H255ZM257 176H258V174H257ZM172 177V176H171ZM213 177V176H212ZM211 177V178H212ZM224 177H225V175H224ZM246 177V176H245ZM252 177V178H253ZM160 178V177H159ZM179 178V177H178ZM202 178H203V176H202ZM206 178V177H205ZM204 178V179H205ZM218 178H219V176H218ZM256 178V177H255ZM107 179V178H106ZM203 179V180H204ZM207 179H209V177L207 178ZM216 179V178H215ZM224 179V178H223ZM228 179H226V180H228ZM247 180L246 181H248V177L246 178ZM257 180H258V182H259V179L258 178H256ZM159 180V179H158ZM217 180V179H216ZM249 180H251V179H249ZM255 179H253V181H254ZM260 180H261V176H260ZM168 181V180H167ZM208 181V180H207ZM210 181V180H209ZM213 181H215V180H213ZM252 181V182H253ZM256 181V180H255ZM203 182H205V180L203 181ZM211 182V181H210ZM216 182H218V180L216 181ZM221 182H222V180H221ZM220 182V183H221ZM224 182H225V180H224ZM228 182L230 183V181L228 180ZM249 182V181H248ZM262 182H263V180H262ZM9 183H11V182H9ZM199 183H201V182H199ZM255 183V182H254ZM227 184V183H226ZM253 184V183H252ZM22 187H23V185H25V183L23 182L22 184ZM99 185V184H98ZM216 185L217 184H215L214 186H215V188H216ZM223 185H224V183H223ZM257 185V184H256ZM264 185V184H263ZM26 187H27V185H25ZM33 186V185H32ZM154 186V185H153ZM175 186V185H174ZM196 186V185H195ZM198 186V185H197ZM197 186L195 187V188H197ZM202 186V185H201ZM201 186H199V187H201ZM218 186V185H217ZM222 186V185H221ZM225 186H227V185H225ZM228 186H229V184H228ZM18 187V186H17ZM30 187V186H29ZM174 189H173V188ZM205 187V186H204ZM223 187V186H222ZM19 188V187H18ZM33 188V187H32ZM40 188L41 187H39V189H37V187H36V191L37 190H39V192H40ZM95 188V187H94ZM109 188V187H108ZM156 188V187H155ZM214 188V189H215ZM228 188V187H227ZM10 189L11 190H15L16 189V186H15V184H11L10 185ZM34 189H35V187H34ZM42 189V188H41ZM100 189V188H99ZM200 189V188H199ZM207 189V188H206ZM205 189V190H206ZM209 190V192L212 190H210V188H208ZM220 189H221V187H220ZM224 189V188H223ZM197 190V189H196ZM217 190V189H216ZM216 190L214 191V193L216 192ZM27 191V190H26ZM30 191H32L33 192V189L32 190H30ZM91 191V190H90ZM111 191V192H110ZM201 191V190H200ZM199 191V192H200ZM213 191V190H212ZM224 191H226V190H224ZM227 191H226V193H227ZM12 192V191H11ZM35 192V191H34ZM92 192V191H91ZM205 192V191H204ZM208 192V193H209ZM220 192V191H219ZM26 193H29V192H26ZM100 193V192H99ZM201 193H203V192H201ZM212 193V192H211ZM217 194H218V192H216ZM222 193V192H221ZM198 194H200V193H198ZM206 194H207V190H206ZM222 194H224V193H222ZM228 195H229V193H227ZM29 195V194H28ZM95 195H96V193H95ZM99 195V194H98ZM97 195V196H98ZM141 195H143V194H141ZM148 195V194H147ZM210 195V194H209ZM12 196V195H11ZM102 196V195H101ZM104 196V195H103ZM145 197H146V195H144ZM198 196H200V195H198ZM211 196V195H210ZM209 196V197H210ZM223 196V195H222ZM254 196H257V198H255V200L254 201H252L253 199H254ZM142 197V196H141ZM146 197V198H147ZM206 197V196H205ZM208 197V198H209ZM33 198V197H32ZM105 198V197H104ZM221 198V197H220ZM225 198V197H224ZM119 199H117V200H119ZM142 199V198H141ZM145 199V198H144ZM197 199V198H196ZM202 199V198H201ZM207 199V198H206ZM211 199H213L214 200V198H211ZM216 199H217V197H216ZM215 199V200H216ZM105 200V199H104ZM150 199H148V201H149ZM193 200H195L194 198H193ZM218 200V199H217ZM220 201V203L219 204H221V199H219ZM141 201V200H140ZM157 201H156V203H157ZM199 201V200H198ZM212 201V200H211ZM16 202V201H15ZM18 202V201H17ZM120 202V201H119ZM118 202V203H119ZM134 201H132V203H133ZM147 202V201H146ZM207 202H208V200H207ZM213 202V201H212ZM211 202V203H212ZM214 202H216V201H214ZM126 203V204H127ZM137 203H139V202H137ZM125 204V203H124ZM146 204V203H145ZM206 204V203H205ZM213 204H215V203H213ZM213 204H212V206H213ZM218 204V203H217ZM216 204V205H217ZM225 204H227V203H225ZM224 204V205H225ZM262 204V203H261ZM34 205V204H33ZM33 205H31V207H34ZM121 205V204H120ZM142 205V202L140 203V206ZM224 205H223V207H224ZM21 206V205H20ZM104 206V205H103ZM122 206V205H121ZM120 206V207H121ZM147 206V205H146ZM200 206V205H199ZM218 207H219V205H217ZM221 207H222V205H220ZM261 206V205H260ZM30 207V208H31ZM113 207V206H112ZM117 207V206H116ZM149 207V206H148ZM173 207H174V205H173ZM173 207H171V208H173ZM216 207V206H215ZM217 207V208H218ZM107 208V207H106ZM131 208H132V206H131ZM198 208V207H197ZM203 208V207H202ZM33 209H35V208H33ZM112 209V208H111ZM126 209V208H125ZM133 209V208H132ZM141 210V208L139 207V204H138V210ZM201 209V208H200ZM206 209V208H205ZM123 210V209H122ZM144 208H143V212H144ZM170 210V209H169ZM221 211V208H219L218 210H217V212L218 211ZM31 211V210H30ZM34 211V210H33ZM114 212H115V209L113 210ZM126 211H128V210H126ZM135 211H136V208H135ZM147 211V210H146ZM201 211V210H200ZM260 211H261V209H260ZM120 212V211H119ZM122 212V211H121ZM120 212V213H121ZM141 213V214H145V213ZM174 212V211H173ZM203 212V211H202ZM208 212H210V211H208ZM259 212V211H258ZM257 212V213H258ZM30 213V212H29ZM31 213H33V212H31ZM30 213V214H31ZM146 213V214H147ZM165 213V212H164ZM198 213V212H197ZM212 213H214V211L212 212ZM216 213V212H215ZM214 213V214H215ZM34 214V213H33ZM199 214V213H198ZM218 214V213H217ZM220 214V213H219ZM224 214V213H223ZM123 215V214H122ZM126 215V214H125ZM134 215V214H133ZM166 215V214H165ZM206 215V214H205ZM222 215V214H221ZM225 215V214H224ZM8 217L6 218V224H7V226H8V223L11 225V223L12 222H14V223H12V226H14V225H16V224H18V226L19 227H21V225L23 224V214H22V212H21V210H20V208H19V206L17 205V204H11L10 203V205H9V215H7ZM33 216H35V218H36V215H33ZM129 216V215H128ZM142 216V215H141ZM209 216V215H208ZM217 216H219V215H217ZM262 216V215H261ZM25 217V216H24ZM119 217V216H118ZM148 217V216H147ZM170 217V216H169ZM169 217H167L166 216V218L165 219H162V218H157V219H154L155 221L153 222V220H149V218H148V220H147V222H146V220H140V221H137L132 227H134V240L135 241H137V242H140V243H142L141 245H143V244H149V243H152V242H157L156 240L159 238V237H161L162 235H164L165 233H169V231L168 230H170L171 228H172V226H173V224H174V222L172 221V223H170L169 224V226H167L166 224H163L164 222H163V220H168L169 219ZM188 217V216H187ZM190 217V218H191ZM241 217V216H240ZM134 218V217H133ZM143 218V217H142ZM153 218V217H152ZM172 218H173V216H172ZM175 218V217H174ZM210 219H207V220H209V222L208 223H206V224H204V223H202L203 225H204V228H203V230H202V232H201V235H200V237H202V236H205V235H207V233H209L208 231H210L211 230V228H209L210 227V225L211 224H213V220H212V218L211 217H209ZM225 218H226V216H225ZM34 219V218H33ZM135 219V218H134ZM133 219V220H134ZM185 219V218H184ZM197 219V218H196ZM199 219V218H198ZM202 219V218H201ZM204 219V218H203ZM206 219V218H205ZM214 219V218H213ZM219 219H221V218H219ZM251 219V218H250ZM4 220V219H3ZM32 220V219H31ZM192 220H194V219H192ZM192 220H191V222H192ZM214 220H216V219H214ZM222 220V219H221ZM2 221V220H1ZM116 221V220H115ZM148 221H152V222H148ZM179 221H182V220H180V218H179ZM184 221V220H183ZM202 221V220H201ZM205 221V220H204ZM217 221V220H216ZM263 221V220H262ZM8 222V223H7ZM16 222V223H15ZM163 222V223H162ZM167 222V221H166ZM203 222V221H202ZM220 222V221H219ZM254 222H257V221H254ZM2 223V222H1ZM28 223H29V220H28ZM117 223V222H116ZM124 223V222H123ZM176 223H178V222H176ZM176 223L174 224L175 226H176ZM185 224H186V222H184ZM195 223V222H194ZM199 223V222H198ZM218 223V222H217ZM223 223V222H222ZM5 224V223H4ZM5 224V225H6ZM14 224V225H13ZM125 224H127L126 222H125ZM157 224H159V226H156ZM180 224H182V223H180ZM185 224H183V227H184V225ZM192 224V223H191ZM201 224V223H200ZM202 224H201V226H202ZM2 225V224H1ZM221 225V224H220ZM232 225V224H231ZM238 225V224H237ZM17 226V225H16ZM16 226H14L15 227V229H17L16 228ZM25 226V225H24ZM35 226V225H34ZM129 226V225H128ZM188 226V225H187ZM228 226V225H227ZM239 226V225H238ZM36 227V226H35ZM34 227V228H35ZM112 227V226H111ZM181 227H182V225H180V230L179 231H181ZM191 226H189V228H190ZM197 227V226H196ZM200 227V226H199ZM198 227V228H199ZM214 227V226H213ZM219 227V226H218ZM226 227V226H225ZM231 227V226H230ZM173 228H174V226H173ZM186 228V227H185ZM216 228V227H215ZM184 229V228H183ZM192 229V228H191ZM194 229V228H193ZM197 229V228H196ZM213 229V228H212ZM232 229V228H231ZM4 230V229H3ZM2 230V231H3ZM123 230V229H122ZM173 230V229H172ZM185 230V229H184ZM219 230V229H218ZM217 230V231H218ZM226 230V229H225ZM224 230V231H225ZM228 230V229H227ZM230 230V229H229ZM25 231V230H24ZM16 232V231H15ZM18 232V231H17ZM129 232V231H128ZM131 232V231H130ZM171 232H175V231H170V233ZM177 232V231H176ZM193 232H194V230H193ZM215 232H216V230H215ZM223 232V231H222ZM187 233V232H186ZM188 233H189V231H188ZM112 234V233H111ZM127 234V233H126ZM198 234V233H197ZM196 234V235H197ZM175 235V234H174ZM193 235H195V234H193ZM212 235V234H211ZM214 235V234H213ZM183 237V236H182ZM207 237H209V235L207 236ZM113 238V237H112ZM124 238H126V237H124ZM169 238V237H168ZM180 238V237H179ZM203 238V237H202ZM206 238V237H205ZM205 238H203V239H205ZM114 239V238H113ZM128 239V238H127ZM132 239V238H131ZM172 239V238H171ZM178 239V238H177ZM181 239V238H180ZM115 240H116V238H115ZM166 240V239H165ZM183 240V239H182ZM112 241V240H111ZM119 241V240H118ZM132 241V240H131ZM160 241H161V238H160ZM199 241V240H198ZM210 241V240H209ZM113 242H114V240H113ZM124 242V241H123ZM130 242V241H129ZM200 242V241H199ZM116 243V242H115ZM125 243V242H124ZM123 243V244H124ZM135 243V242H134ZM139 243V244H140ZM162 243V242H161ZM163 243H164V241H163ZM162 243V244H163ZM119 244H121V243H119ZM157 244L158 243H156V246H157ZM161 244V245H162ZM203 244V243H202ZM116 246L115 247H117V245H118V243L117 244H115ZM132 245V244H131ZM201 245V244H200ZM129 246V245H128ZM128 246H126V247H128ZM136 246V245H135ZM159 246V245H158ZM111 247H113V246H111ZM114 247V248H115ZM120 248V247H119ZM125 248V247H124ZM115 249H117V248H115ZM127 249V248H126ZM160 249V248H159ZM111 250V249H110ZM151 251V250H150ZM120 252H122V251H120ZM158 252V251H157ZM117 253V252H116ZM111 254H112V252H111ZM115 254V253H114ZM182 255V254H181ZM177 257V256H176ZM175 257V258H176ZM186 258H188V257H186ZM188 260V259H187ZM114 261V260H113ZM113 261L110 259V260H108L107 262H105V263H103V264H114L113 263ZM102 262V261H101ZM188 262V261H187ZM5 264H16L13 260H10V259H7V260H5ZM100 264H102V263H100ZM116 264V263H115ZM175 264H185V257L182 255V256H180V258L176 261V263Z\"/></svg>",
	"mask_w": 264,
	"mask_h": 264
}]
</instances>
